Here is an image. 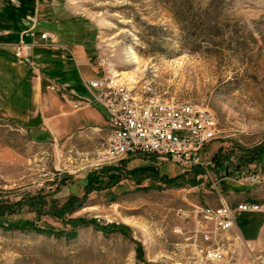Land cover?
<instances>
[{"label": "rangeland", "instance_id": "374dc122", "mask_svg": "<svg viewBox=\"0 0 264 264\" xmlns=\"http://www.w3.org/2000/svg\"><path fill=\"white\" fill-rule=\"evenodd\" d=\"M2 2L23 11L35 39L40 24L88 22L99 73L101 55L136 94L211 112L217 135L201 152L207 168L181 176L156 155L104 160L106 139L88 144L77 131L71 140L33 143L0 117V264H198L192 252L178 250L173 230L195 207H219L220 196L232 204L226 192L260 187L242 182L246 171L264 175V154L246 164L248 153L264 152V0ZM3 92L0 108L8 101ZM263 222L264 213L236 218L247 237ZM227 255L223 264H264V244L234 234Z\"/></svg>", "mask_w": 264, "mask_h": 264}, {"label": "built area", "instance_id": "2783aa9c", "mask_svg": "<svg viewBox=\"0 0 264 264\" xmlns=\"http://www.w3.org/2000/svg\"><path fill=\"white\" fill-rule=\"evenodd\" d=\"M24 34L35 39L34 26ZM38 39L55 48V38L49 33L39 34ZM30 47L20 41L15 46V58L27 63ZM97 67L101 75L83 83L89 91L96 92L94 100L108 117L109 133L101 145L102 159L156 155L175 165L181 176L207 168L200 156L216 139L217 122L211 112L174 97L136 94L132 86L117 81L105 56L98 55ZM65 100L77 108L75 101ZM241 180L251 186H264V175L255 171H246ZM220 201L216 208L195 207L189 220L186 218L173 230L180 238L178 250L192 252L198 264H223L228 256V235L236 227L237 216L264 213L261 202L227 204L221 196Z\"/></svg>", "mask_w": 264, "mask_h": 264}, {"label": "crops", "instance_id": "0c3cea01", "mask_svg": "<svg viewBox=\"0 0 264 264\" xmlns=\"http://www.w3.org/2000/svg\"><path fill=\"white\" fill-rule=\"evenodd\" d=\"M16 8L19 7L0 3V89L13 96L11 101L8 95L7 105L0 108L3 122L19 128L33 143L58 142L65 136L71 140L75 131L78 138L88 144L94 140L107 139L109 129L105 110L95 102L94 97L92 99L83 93L94 96L96 92L89 91L83 82L100 76L94 67V52L90 59V48L95 50L91 25L82 19L75 21L72 17H64L61 22L53 21L44 26L40 24L36 32L38 35L46 32L54 36V48L48 42L31 39L24 34L30 24L22 16L23 11L20 13ZM20 41L31 46L29 64L14 56L15 46ZM9 57L15 60L16 65L8 60ZM70 58L77 67V73L72 63L68 62ZM33 60L40 65L37 70L31 64ZM76 74L85 90L73 82L77 78ZM65 98L75 101L77 108L72 110ZM23 102H27V105L24 106ZM234 192H226L227 195L233 194L230 197L237 200L232 204L264 200L262 187ZM246 226L244 224L242 227L246 229ZM234 234H240L249 245H263L264 222L255 236L247 237L238 225L228 237Z\"/></svg>", "mask_w": 264, "mask_h": 264}, {"label": "trees", "instance_id": "16d2710c", "mask_svg": "<svg viewBox=\"0 0 264 264\" xmlns=\"http://www.w3.org/2000/svg\"><path fill=\"white\" fill-rule=\"evenodd\" d=\"M4 13H2V17H4ZM0 31H1V29H0ZM249 154V159H248V161L246 162V164H252L253 162H255V161H257L258 159H260L262 156H263V154H264V152H261V153H259V150H253V151H251L250 153H248ZM217 155H215L214 157H213V159H212V161H214L215 162V164L216 163H218L217 162ZM245 166H246V164H245V162L243 163ZM180 177V176H179ZM170 180V179H169Z\"/></svg>", "mask_w": 264, "mask_h": 264}, {"label": "bare ground", "instance_id": "6f19581e", "mask_svg": "<svg viewBox=\"0 0 264 264\" xmlns=\"http://www.w3.org/2000/svg\"><path fill=\"white\" fill-rule=\"evenodd\" d=\"M132 59H133V60H135L136 58H135V57H133ZM115 77H116V76H115Z\"/></svg>", "mask_w": 264, "mask_h": 264}]
</instances>
